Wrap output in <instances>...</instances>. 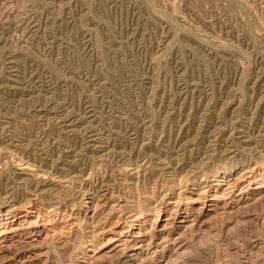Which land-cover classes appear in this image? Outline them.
I'll return each instance as SVG.
<instances>
[{
  "label": "rangeland",
  "instance_id": "rangeland-1",
  "mask_svg": "<svg viewBox=\"0 0 264 264\" xmlns=\"http://www.w3.org/2000/svg\"><path fill=\"white\" fill-rule=\"evenodd\" d=\"M0 264H264V0H0Z\"/></svg>",
  "mask_w": 264,
  "mask_h": 264
},
{
  "label": "bare ground",
  "instance_id": "bare-ground-1",
  "mask_svg": "<svg viewBox=\"0 0 264 264\" xmlns=\"http://www.w3.org/2000/svg\"><path fill=\"white\" fill-rule=\"evenodd\" d=\"M9 62V61H8ZM67 123V122H66ZM262 127V126H261ZM92 134V133H91ZM26 212H24V214H25Z\"/></svg>",
  "mask_w": 264,
  "mask_h": 264
}]
</instances>
